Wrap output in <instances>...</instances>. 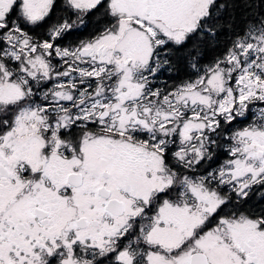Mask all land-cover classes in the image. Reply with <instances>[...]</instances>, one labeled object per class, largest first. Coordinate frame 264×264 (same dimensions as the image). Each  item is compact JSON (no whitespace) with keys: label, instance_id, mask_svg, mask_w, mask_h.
<instances>
[{"label":"snow or ice","instance_id":"1","mask_svg":"<svg viewBox=\"0 0 264 264\" xmlns=\"http://www.w3.org/2000/svg\"><path fill=\"white\" fill-rule=\"evenodd\" d=\"M0 264H264V0H0Z\"/></svg>","mask_w":264,"mask_h":264}]
</instances>
